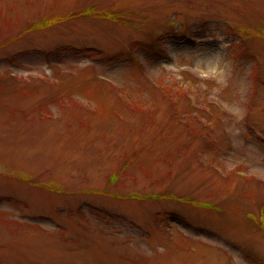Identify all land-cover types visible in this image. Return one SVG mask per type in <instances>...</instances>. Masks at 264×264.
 <instances>
[{
  "label": "rangeland",
  "instance_id": "obj_1",
  "mask_svg": "<svg viewBox=\"0 0 264 264\" xmlns=\"http://www.w3.org/2000/svg\"><path fill=\"white\" fill-rule=\"evenodd\" d=\"M263 219L264 0H0V264H264Z\"/></svg>",
  "mask_w": 264,
  "mask_h": 264
},
{
  "label": "trees",
  "instance_id": "obj_2",
  "mask_svg": "<svg viewBox=\"0 0 264 264\" xmlns=\"http://www.w3.org/2000/svg\"><path fill=\"white\" fill-rule=\"evenodd\" d=\"M85 13H88V14H92V13H94L95 12V10H94V8H92V9H90V8H88V9H86L85 11H84ZM97 12V11H96ZM106 13H108V12H106ZM105 13V14H106ZM110 17L111 18H114L115 17V15L112 13L111 15H110ZM39 23H41L42 25L44 24L42 21H40ZM48 23H50V22H48ZM258 221V220H257ZM264 225V219L262 220V226ZM264 227V226H263Z\"/></svg>",
  "mask_w": 264,
  "mask_h": 264
}]
</instances>
